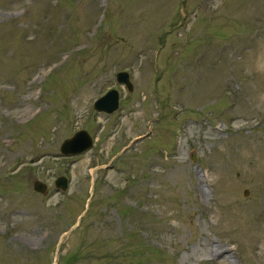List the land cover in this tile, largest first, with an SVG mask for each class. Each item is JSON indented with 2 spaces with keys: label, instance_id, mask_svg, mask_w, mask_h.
Returning a JSON list of instances; mask_svg holds the SVG:
<instances>
[{
  "label": "rangeland",
  "instance_id": "374dc122",
  "mask_svg": "<svg viewBox=\"0 0 264 264\" xmlns=\"http://www.w3.org/2000/svg\"><path fill=\"white\" fill-rule=\"evenodd\" d=\"M0 264H264V0H0Z\"/></svg>",
  "mask_w": 264,
  "mask_h": 264
},
{
  "label": "water",
  "instance_id": "95a60500",
  "mask_svg": "<svg viewBox=\"0 0 264 264\" xmlns=\"http://www.w3.org/2000/svg\"><path fill=\"white\" fill-rule=\"evenodd\" d=\"M118 83L124 84L128 91L132 89V83L129 80V74L126 71H119L115 76ZM119 94L116 89L108 90L104 95L94 102V109L106 113H112L118 108ZM92 146L91 136L84 130L75 132L71 137L62 141L59 149L63 155H74L81 153ZM56 188L65 190L67 188V179L65 176H59L54 181ZM33 190L42 194L47 192L46 184L38 180L33 181Z\"/></svg>",
  "mask_w": 264,
  "mask_h": 264
},
{
  "label": "bare ground",
  "instance_id": "6f19581e",
  "mask_svg": "<svg viewBox=\"0 0 264 264\" xmlns=\"http://www.w3.org/2000/svg\"><path fill=\"white\" fill-rule=\"evenodd\" d=\"M201 188H203V187L201 186Z\"/></svg>",
  "mask_w": 264,
  "mask_h": 264
}]
</instances>
